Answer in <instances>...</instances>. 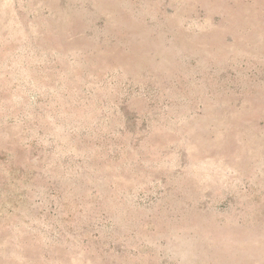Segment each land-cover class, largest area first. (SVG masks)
I'll return each instance as SVG.
<instances>
[{"label": "rangeland", "instance_id": "obj_1", "mask_svg": "<svg viewBox=\"0 0 264 264\" xmlns=\"http://www.w3.org/2000/svg\"><path fill=\"white\" fill-rule=\"evenodd\" d=\"M0 264H264V0H0Z\"/></svg>", "mask_w": 264, "mask_h": 264}]
</instances>
